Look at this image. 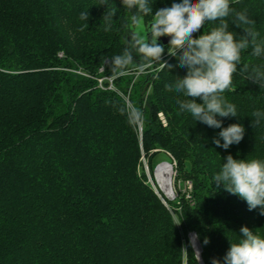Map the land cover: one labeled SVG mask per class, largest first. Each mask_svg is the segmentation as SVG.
I'll return each mask as SVG.
<instances>
[{"label": "trees", "instance_id": "trees-1", "mask_svg": "<svg viewBox=\"0 0 264 264\" xmlns=\"http://www.w3.org/2000/svg\"><path fill=\"white\" fill-rule=\"evenodd\" d=\"M149 2L155 12L181 0ZM101 3L0 0V264H202L192 232L203 264L213 258L223 264L242 226L264 237L260 209L249 210L213 180L229 154L264 160V119L252 124V113L264 112V87L240 71L244 64L264 71V55L242 52L234 90L223 94L238 115L217 117L221 128H212L181 112L176 101L185 97L165 88L186 75L179 50L177 56L165 51L162 60L172 67L158 79L133 73L112 87L106 78L99 85L111 75L105 59L128 47L132 27L121 0H108L117 13L105 31ZM231 7L255 20L264 43V0ZM84 10L88 28L81 31ZM232 19L237 39L246 35ZM150 21L145 17V27ZM217 24L206 21L194 37ZM117 90L143 111L140 131L121 114ZM233 123L244 126L242 141L217 146L219 132ZM161 154L175 164L176 185L191 183L174 199L160 191L166 203L141 162L144 155L153 173Z\"/></svg>", "mask_w": 264, "mask_h": 264}, {"label": "clouds", "instance_id": "clouds-1", "mask_svg": "<svg viewBox=\"0 0 264 264\" xmlns=\"http://www.w3.org/2000/svg\"><path fill=\"white\" fill-rule=\"evenodd\" d=\"M240 3V0H181L172 3L170 7H162L155 12L149 0H121V4L130 13V37L128 47L122 54L114 55L104 64L110 72L112 81L126 77L133 73L137 76L152 74L158 79V73L165 68L171 69L167 61L162 60L165 51L169 55L177 56L179 67L186 70V75L177 76L173 84H166L168 91L173 89L182 94L184 99H177L179 110L190 114L195 122L199 121L212 128H221L222 121L217 117L237 116V108L228 102L224 93L232 89L233 74L241 63L243 51L251 49V55H264V43L258 42L259 33L255 30V20L250 19L246 11L237 12L231 5ZM107 9L102 17L105 22V31L110 30L111 22L116 16L117 8L102 0ZM135 9L133 12L132 10ZM151 16V21L145 27V17ZM229 17H233L232 24L243 28L246 35L239 36L230 30ZM80 19L86 23L81 31L88 28L89 13L84 10ZM206 21H218L209 31H203L194 37ZM170 37L167 50L158 43V38ZM133 52L139 57L137 62ZM241 73H247L246 79H251L264 87V71L258 66L244 64ZM123 101L121 114H126L130 126L139 127L144 123V113L128 96L119 92ZM197 98L202 102L198 103ZM252 124L257 126L264 119V112L252 113ZM245 134L242 124L233 123L222 128L219 132L221 140L214 142L217 146L228 149L232 144H239ZM216 185L223 184L224 189L238 195L247 202L249 210L259 208L264 215V160L235 159L231 154L226 157L218 173L213 177ZM181 222H177L179 224ZM240 238L232 243L223 258V264H264V237L255 234L247 226L240 229ZM205 244L208 240L205 239ZM197 253L198 259L199 253ZM212 264H221L219 259L213 258Z\"/></svg>", "mask_w": 264, "mask_h": 264}, {"label": "rangeland", "instance_id": "rangeland-1", "mask_svg": "<svg viewBox=\"0 0 264 264\" xmlns=\"http://www.w3.org/2000/svg\"><path fill=\"white\" fill-rule=\"evenodd\" d=\"M101 72L103 71V69H101L100 70ZM103 77H108V76H103ZM100 78H102V77H100ZM139 131H140V126H139ZM157 160H158V163L156 164V166L159 164V163H161V162H163V161H168V162H170L168 159H167V157L165 156V155H163V154H161V155H159V156H157ZM141 162H142V167H143V170H144V172H145V175H146V177L148 178V181H150L152 184L154 183V185L158 188V190H159V193L161 194V196L163 197V195H162V193L164 194V191L159 187V185H158V182H157V178H155L154 177V171H153V173H151V171H150V169H149V166H148V163H147V160H146V158L144 157V155H142L141 156ZM145 165H147L148 166V170L146 169V167H145ZM155 166V167H156ZM175 164L173 163V193H172V195H171V198H168L165 194V196L168 198V199H174L175 198V196L177 195V190L179 191V190H181L182 192H184V191H186L187 189H190L189 188V183H190V181H187V182H182V183H178L177 185L175 184V175H176V171H175ZM155 169V168H154ZM154 185H153V187H154ZM155 188V187H154ZM156 191V190H155ZM162 193H161V192ZM190 239V238H189ZM190 242H191V240H190ZM191 244H192V242H191ZM193 246V245H192Z\"/></svg>", "mask_w": 264, "mask_h": 264}, {"label": "bare ground", "instance_id": "bare-ground-1", "mask_svg": "<svg viewBox=\"0 0 264 264\" xmlns=\"http://www.w3.org/2000/svg\"><path fill=\"white\" fill-rule=\"evenodd\" d=\"M156 177L158 185L164 191V194L166 196H171L173 193V168L167 163L160 165Z\"/></svg>", "mask_w": 264, "mask_h": 264}, {"label": "water", "instance_id": "water-1", "mask_svg": "<svg viewBox=\"0 0 264 264\" xmlns=\"http://www.w3.org/2000/svg\"><path fill=\"white\" fill-rule=\"evenodd\" d=\"M170 39H171V38L168 37V36H162V37L158 38V42H161L163 45H168ZM164 163H167L168 165H170L171 168H173V164H172L171 162L163 161V162L159 163V164L155 167V169H154V177H155V178H157L156 176H157V170H158L159 166L162 165V164H164ZM145 167H146V169L148 170V166L145 165ZM148 171H149V170H148ZM169 184H170V183H169ZM153 185H154V183H153ZM154 187H155L156 192L159 194V196L162 198V200L166 203L165 199H164V198L161 196V194L159 193L158 188H157L155 185H154ZM170 187H171V184H170ZM167 197H168V198H171V196H167ZM189 238H190V240H191V242H192V245H193V247L195 248L196 252L199 253V257H200V258H199V261L203 264V259H202V256H201L202 248H201V245H200V242H199V239H198L197 235H196L195 233L192 232V233L189 234Z\"/></svg>", "mask_w": 264, "mask_h": 264}, {"label": "built area", "instance_id": "built-area-1", "mask_svg": "<svg viewBox=\"0 0 264 264\" xmlns=\"http://www.w3.org/2000/svg\"><path fill=\"white\" fill-rule=\"evenodd\" d=\"M60 54H61V53H60ZM101 69H102V68H101ZM104 78H106V79H108V80L110 81L109 87H112V86H113V84H112V80L109 79V77H102V78H99V85L102 86V83H103L102 81H103ZM159 115H160L161 119L163 120L164 124H166V121H165L164 115H163L162 113H160ZM140 129H141V126H140ZM189 188H191V183H189Z\"/></svg>", "mask_w": 264, "mask_h": 264}]
</instances>
